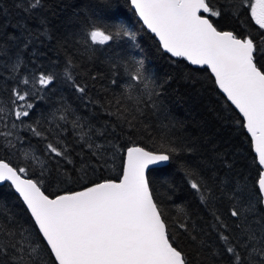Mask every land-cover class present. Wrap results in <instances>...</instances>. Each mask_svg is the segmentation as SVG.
<instances>
[{"label": "snow or ice", "instance_id": "snow-or-ice-1", "mask_svg": "<svg viewBox=\"0 0 264 264\" xmlns=\"http://www.w3.org/2000/svg\"><path fill=\"white\" fill-rule=\"evenodd\" d=\"M127 2L142 25L154 34L163 52L207 70L225 101L238 111L237 125L245 130L260 168L255 191L243 174H239V180L236 174L205 178L197 169L186 168L189 187L209 219H193L180 206L182 215L172 222L160 206L149 179L150 166L169 162L182 150L173 146L168 126L161 125V142L151 150L135 142L124 149L113 146L116 152H123V158L119 172L110 177L104 175L110 149L92 139L98 130L75 116L68 106L57 110L63 124L53 123L51 128L42 130L28 126L35 136L46 141L43 158L31 152L30 145L25 149L26 141L17 133L23 118L29 117V110L34 108L28 98L35 93L27 86L31 84L38 92L52 85L57 75H24L22 69L26 70V65L20 44L26 49L31 40H18L13 45L14 58L5 65L11 73L8 78L16 84L11 90L10 104L0 105V147L17 153L25 150L20 163L0 159V185L6 183L14 191L33 228H24L14 218L0 221V264H40L44 251L53 264H192L191 254L179 246L172 228L187 234L201 249L209 247L206 237L214 233L220 250L211 249V256L226 258L229 264H264V212L260 211L264 208V63L258 59L264 55V0ZM18 6L33 13L42 7V0H24ZM229 15L236 20L247 15L261 33L259 42L245 34L247 29L222 30L219 21ZM125 38L133 47H139L135 32L123 24H93L81 33L79 42L87 51L92 46L111 47ZM7 52L8 49L3 50V54ZM114 60L117 62L111 67L118 71L111 84L119 89V94L108 93L111 99L101 108L122 126L136 131L140 125L148 131L150 125L145 121L150 112L159 109L161 86L148 74L142 54L137 57L117 52ZM78 67L68 59L62 72L64 80L83 98L87 86L76 83ZM69 123L82 142L80 147L89 153L77 154L78 168L73 159L74 149H69L60 138ZM104 135L99 133V137ZM52 162L58 165L55 176L50 174ZM66 166L71 167L75 180H70L69 173L62 170ZM228 168L231 172V166ZM46 181L65 185L71 182L72 186L58 185L57 191H49ZM222 207H227L231 225L222 219ZM38 240L43 241V248Z\"/></svg>", "mask_w": 264, "mask_h": 264}, {"label": "trees", "instance_id": "trees-1", "mask_svg": "<svg viewBox=\"0 0 264 264\" xmlns=\"http://www.w3.org/2000/svg\"><path fill=\"white\" fill-rule=\"evenodd\" d=\"M23 2L24 0H0V46H3L0 48V105L10 104L11 90L16 84L15 80L8 78L11 73L5 66L14 58L13 45L16 41L26 38L31 40L26 49L20 44L26 65V70L22 69L24 75H38L40 72L57 75L52 85L41 88L38 92L31 84L27 86L35 93L28 98L34 108L29 110V117L23 118V126L17 133L26 141L25 149L30 145L31 152L43 158L46 141L35 136L28 126L42 130L51 128L53 123L63 124L57 110L68 106L75 116L87 120L98 130L92 139L110 149L106 154L108 164L104 169L105 176L115 177L120 170L123 152H116L113 146L124 149L135 142L151 150L161 142V125L168 126L173 146L182 150L173 155L169 164L151 169L149 179L160 206L172 222L182 215L180 206L193 219H209L198 197L189 187L186 168L197 169L205 178H227L228 175L236 174V179L239 180V174H243L250 189L255 191L254 183L260 168L245 130L237 125L240 119L238 111L225 101L207 70L192 66L182 58L173 59L163 52L155 36L142 25L127 0H42V7L33 13H26L23 7L18 6ZM220 2L224 3L225 0ZM106 4H111L112 7L107 8ZM93 24L100 27L123 24L135 32L139 47H133L125 38L111 47L92 46L86 51L85 46L79 42L81 33ZM218 26L222 30L238 32L247 29L245 34L252 35L257 42L261 36L247 15L240 16L238 20L230 15L226 16L219 21ZM4 49H8L6 54H3ZM117 52L137 57L142 54L148 74L161 86L159 109L154 113L150 112L145 121L150 125L148 131L140 125L136 131L122 126L115 117L101 108L105 101L111 99L108 93L119 94V89L111 84V80L117 78L118 69L111 67L112 63L117 62L114 60ZM68 59L79 66L76 83L87 86V95L83 98L63 78L62 69ZM258 59L264 63V55ZM93 76L97 78L93 80ZM91 101L100 103L94 104ZM53 116L56 117L55 120ZM72 118L70 115L69 120ZM100 132L105 133L104 137H99ZM60 138L69 149H74L73 159L77 161L78 168L77 154L87 156L89 153L86 148L80 147L82 142L76 137L70 123ZM25 149L17 153L0 147V159L20 163ZM60 163L63 164L62 161ZM228 166H231V172ZM57 167L55 162L49 164L52 176H55ZM62 170L69 173L70 180L76 179L70 166ZM46 185L49 191H57L58 185L60 188L72 186L71 182L65 185L59 184V181H46ZM260 211L264 212V208ZM220 214L231 225L227 207L220 208ZM5 218H14L24 228H33L23 204L6 183L0 185V221ZM171 231L175 233L179 246L191 254L192 264H200V261H204V264H229L226 258L211 256V249L215 248L217 252L220 250L214 233L206 237L209 247L201 249L187 234L175 228ZM33 235L35 237L36 233ZM38 243L44 247L42 240H38ZM40 264H53L46 251L41 253Z\"/></svg>", "mask_w": 264, "mask_h": 264}, {"label": "water", "instance_id": "water-1", "mask_svg": "<svg viewBox=\"0 0 264 264\" xmlns=\"http://www.w3.org/2000/svg\"><path fill=\"white\" fill-rule=\"evenodd\" d=\"M148 31H149V30H148ZM149 32H150V31H149ZM153 35H154V34H153ZM169 55H170V54H169ZM195 67H200V66H195ZM169 162H170V161H169ZM169 162H166V163L161 164V165L150 166L149 172H150L151 169L156 168V167H162V166H164V165L169 164Z\"/></svg>", "mask_w": 264, "mask_h": 264}, {"label": "flooded vegetation", "instance_id": "flooded-vegetation-1", "mask_svg": "<svg viewBox=\"0 0 264 264\" xmlns=\"http://www.w3.org/2000/svg\"><path fill=\"white\" fill-rule=\"evenodd\" d=\"M225 30V29H224Z\"/></svg>", "mask_w": 264, "mask_h": 264}]
</instances>
